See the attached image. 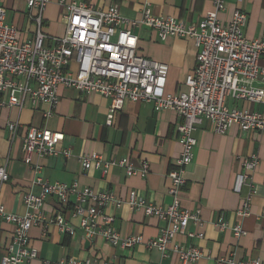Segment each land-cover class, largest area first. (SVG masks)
Segmentation results:
<instances>
[{
    "label": "built area",
    "instance_id": "1",
    "mask_svg": "<svg viewBox=\"0 0 264 264\" xmlns=\"http://www.w3.org/2000/svg\"><path fill=\"white\" fill-rule=\"evenodd\" d=\"M50 1L28 0L29 9L37 12L33 17L37 30L32 39L25 41L18 40L16 27L5 22V10L0 8V93L8 97L0 106L23 108L29 101L32 105L46 103L55 108L59 102L58 89L64 86L107 99L110 102L109 126L129 101L151 103L156 112H176L181 119L177 132L182 150L176 166L167 174L172 181L169 189L172 203L159 206L136 191H131L125 200L112 191L95 192L77 182H49L42 177V167L33 163V156L68 158L72 152L69 148L58 149L65 139L64 134L30 128L23 142L24 163L33 171V185L39 187L40 192L24 195V215L8 213L0 205V219L14 226L11 245L0 264H25L39 258L38 250L31 244L30 232L34 227L47 229L54 225L61 233L75 236L77 227L65 215L57 214L47 219L43 212L48 198L57 197L65 202L70 196L75 197L70 217L78 221L85 239H102L122 249L144 245L148 250L159 251L163 257L176 255L179 264H196L203 258V253L187 241L203 240L205 234L201 229L205 223L198 213L181 204V193L186 185L184 173L194 160L198 144L194 132L207 122L219 135L235 126L242 132L264 134V67L260 65L264 57V40H251L246 36L248 15L241 10L234 11L227 23L220 19V14L227 9V0H214L213 10L197 23L157 17L148 7L142 11L140 19L131 20L123 17L117 7L99 10L86 2L61 0L60 4L66 10V31L63 37L53 39L43 32V11ZM143 26L152 28L162 41L175 37L194 42L196 65L186 77L183 91H167L169 66L138 53V37L134 30ZM230 99L249 105L260 104L263 110L230 108L227 105ZM19 128L16 123L9 124L13 137ZM80 162L86 171L95 168L103 174L113 167L122 168L129 177L149 173L147 162L135 167L128 160L105 161L95 153L80 156ZM259 164L257 154L244 158L243 173L236 179V193L243 187L248 189L237 211L240 217L251 214L257 192L252 175ZM8 180L7 165L1 166L0 183ZM125 205L132 211L162 221L165 226L159 236L145 239L141 235H121L114 227L115 216L108 213V209L117 210ZM190 225L200 231H190ZM214 225L220 231L231 229L235 238L247 235L241 225L230 227L220 217ZM179 237L185 242H177ZM225 262L235 264L233 259L219 261L220 264ZM60 264L110 263L99 259H68ZM240 264L264 263L250 259Z\"/></svg>",
    "mask_w": 264,
    "mask_h": 264
},
{
    "label": "crops",
    "instance_id": "2",
    "mask_svg": "<svg viewBox=\"0 0 264 264\" xmlns=\"http://www.w3.org/2000/svg\"><path fill=\"white\" fill-rule=\"evenodd\" d=\"M61 0H51L43 11V32L50 38L65 35L66 10ZM82 1L99 10L117 7L127 19H140L148 7L157 17H173L188 23H197L213 10L214 0H66ZM5 10V22L16 27L19 41L30 40L36 33L28 0H0ZM241 10L248 15L245 28L251 40H264V0H227V9L220 19L227 23L234 11ZM138 37V53L146 58L169 66L167 91L178 93L185 89V79L196 65L197 49L192 40L169 38L162 41L150 27L134 30ZM264 67V57L260 60ZM59 102L55 108L49 104L32 105L26 102L23 108L0 106V167L7 165L9 180L0 183V205L8 213L24 215V195L37 194L40 188L33 185L34 173L24 163L23 142L30 128L46 129L65 135L58 149L69 148L71 156L38 157L33 163L42 167V177L51 183L77 182L95 192L112 191L127 200L131 191H136L150 203L168 206L172 203L169 189L172 181L168 172L176 166L182 147L178 141L177 126L181 122L176 112H156L153 104L127 102L123 110L115 115L112 125H107L110 102L96 93H80L64 86L58 89ZM7 95L0 93V104L7 101ZM230 108L248 107L262 111L260 104H246L229 100ZM47 116V114H49ZM20 126L13 137L9 124ZM198 144L194 160L184 173L186 185L181 193L182 206L198 213L205 225L201 229L203 240L187 241L196 245L203 258L196 264H220V259H233L235 264L250 259L264 263V134L242 132L232 127L226 134L212 131L209 123H203L195 132ZM98 154L105 161L125 159L135 167L143 162L149 164L145 176H127L119 167H113L107 174L92 168L86 171L80 156ZM257 154L260 164L253 173L256 195L253 197L251 214L240 217L237 213L248 194L246 187L235 192L237 177L243 173V160ZM75 197L63 202L57 197L46 200L43 212L47 219L63 214L77 227L75 236L61 233L54 225L47 229L34 227L31 244L38 250L39 258L25 264H60L63 260L86 261L99 259L110 264H179L178 257L171 254L163 257L157 250H148L144 245L132 249L113 247L102 239L89 241L78 228V221L72 220L70 211ZM115 216V229L123 236L141 235L145 239L159 236L165 224L155 217L132 211L127 205L120 209H108ZM222 218L230 227L241 225L247 232L245 237L235 238L233 231L218 230L215 222ZM190 231H200L190 225ZM14 235V226L0 219V261L6 255ZM177 242H185L179 237ZM230 264V263H222Z\"/></svg>",
    "mask_w": 264,
    "mask_h": 264
}]
</instances>
